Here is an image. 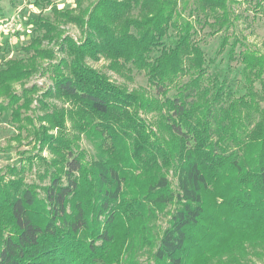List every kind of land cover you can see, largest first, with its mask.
<instances>
[{
    "label": "trees",
    "instance_id": "trees-1",
    "mask_svg": "<svg viewBox=\"0 0 264 264\" xmlns=\"http://www.w3.org/2000/svg\"><path fill=\"white\" fill-rule=\"evenodd\" d=\"M47 1L52 19L34 21L31 56L0 68V116L10 112L16 140L33 124L42 148L67 152L46 171L43 196L15 178L17 165L5 168L7 180L0 176V264H123L147 246L153 264H211L206 256L220 251L234 252L235 264L264 260V55L239 54L246 93L237 97L221 74L209 75L195 41L196 24L229 32L237 0H74L73 8ZM240 43L225 35L219 53L230 46L234 60ZM38 59L49 63L43 71L53 83L45 96L63 106L43 105L35 126L23 112L32 111L36 87L14 89ZM103 59L120 76L144 73L156 93L130 90L89 63ZM141 112L157 113L173 139L155 134ZM68 117L99 146L89 162L72 148L78 136L64 133ZM168 208L167 226L155 230Z\"/></svg>",
    "mask_w": 264,
    "mask_h": 264
},
{
    "label": "rangeland",
    "instance_id": "rangeland-1",
    "mask_svg": "<svg viewBox=\"0 0 264 264\" xmlns=\"http://www.w3.org/2000/svg\"><path fill=\"white\" fill-rule=\"evenodd\" d=\"M53 2L57 3L59 8L74 7V0H53ZM233 11L234 26L229 32L214 35L212 34L213 30L209 27L196 24L197 34L195 35V41L205 53L209 75L221 74V77H219L220 82L225 81V86H230L234 91L233 93H236L235 95L238 97L246 93L245 80L241 73L243 65L240 62L239 54L249 49L264 55V0H237V3L233 5ZM188 13L189 10L187 11ZM40 16L52 19L51 9L48 7L47 0H4L0 2V68H5L10 60L28 59L31 56V53L26 52L25 47L30 44L32 38L39 35L35 30L34 21ZM5 26H7V31H5ZM64 31L76 40H80L82 37L75 26H65ZM225 35L229 37V45L237 38L241 42L235 50L236 57L234 60H230L228 56L230 46H227L223 53H219L222 38ZM171 38L173 42V35ZM89 63L98 71L107 74L119 85L126 86L130 90L144 88L150 94L156 93L154 89L149 88L147 77L144 73L135 71L120 76L108 69L109 63L104 59L100 62L90 61ZM48 64L46 60L38 59L34 74L24 84H17L14 89L18 93H22L23 87H36L37 92L33 95L32 111L23 112L24 116L29 115L32 117L35 126L40 125L39 122L35 121V118L44 114V111L40 109L43 105L51 106L49 112H52L53 106L57 105L59 108L63 106L57 97L45 96L53 87L49 73L46 74L43 71ZM186 80H188V76L183 79V81ZM255 86L257 92H263V85L260 82H257ZM171 92L175 93L174 90ZM261 104L264 106V100L261 101ZM139 117L147 126L153 127L155 134L160 135L167 141L173 139L167 125H163L157 113L143 114L141 112ZM65 126L64 133L68 140L71 141L74 136H78V140L72 142L73 150L82 155L84 154L86 162L95 158L99 152L98 144L92 142L87 133L75 131L69 117L66 118ZM32 127H34L33 124L27 125L28 132L23 131L20 140H16L15 137L18 135L17 126L11 121L10 112L0 116V176L5 175L7 180L10 176L5 168L8 165H17L20 171L17 173L18 175H15V178H20L24 185L29 184L37 187L36 193L39 196H43L45 194L44 189L50 182L48 175L46 176V171L60 167L59 162L65 157L67 149L65 147L53 149L50 146L42 148L32 132ZM49 132L54 136L58 134L57 129H51ZM44 172L45 178L43 177ZM168 175L173 184H175L174 174L171 169H169ZM132 182H136V180H132ZM131 191H133V188L129 187V192ZM208 202L211 203L212 200L208 199ZM170 210L172 208H168L165 214H157L158 218L152 223V227L155 230L163 229L167 226ZM151 251L152 246H147L136 255L135 259L132 257L127 259L125 257L126 261L123 260V264H153ZM249 251L253 255L251 248ZM220 252L225 253V251ZM224 253L208 254L204 262L235 264L232 262L233 258L230 257L235 253L223 256ZM254 256H250V259L248 258L244 264H264V260Z\"/></svg>",
    "mask_w": 264,
    "mask_h": 264
},
{
    "label": "built area",
    "instance_id": "built-area-1",
    "mask_svg": "<svg viewBox=\"0 0 264 264\" xmlns=\"http://www.w3.org/2000/svg\"><path fill=\"white\" fill-rule=\"evenodd\" d=\"M5 31H7V26H5Z\"/></svg>",
    "mask_w": 264,
    "mask_h": 264
}]
</instances>
